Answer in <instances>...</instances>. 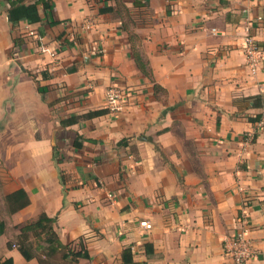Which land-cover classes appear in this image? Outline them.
<instances>
[{"label": "crops", "instance_id": "obj_1", "mask_svg": "<svg viewBox=\"0 0 264 264\" xmlns=\"http://www.w3.org/2000/svg\"><path fill=\"white\" fill-rule=\"evenodd\" d=\"M52 4L48 14L37 7L41 23L13 26L0 0V263L39 264L42 236L29 261L15 239L45 214L67 256L56 264H232L225 242L244 214L247 264H264V61L252 74L243 54L251 24L264 56V0ZM84 20L91 30H80ZM128 21L157 92L134 62ZM67 32L76 43L59 45ZM38 37L54 58L37 52ZM109 86L126 91L122 111L60 125L105 109ZM18 189L29 205L9 215L4 197ZM63 247L86 257L72 261Z\"/></svg>", "mask_w": 264, "mask_h": 264}, {"label": "trees", "instance_id": "obj_2", "mask_svg": "<svg viewBox=\"0 0 264 264\" xmlns=\"http://www.w3.org/2000/svg\"><path fill=\"white\" fill-rule=\"evenodd\" d=\"M110 1V0H108ZM116 3L119 0H115ZM9 4L8 9V21L11 23V25H16L20 21H25L29 24L33 23H41L42 19L38 12V6H41L44 13L48 14L51 12L53 8L52 0H34L30 4H26V0H7ZM118 5H121L123 9H125V6L121 4V1ZM111 10L110 8H105L100 10V12H107ZM58 22L51 21L49 25L57 24ZM128 38L129 41H131L132 47V53H133V59L134 62L138 68V70L141 72V74L148 78L153 83V90L154 92H157L159 87L153 82L152 78V72L151 68L149 66V62L139 53L138 48H136V42H138L137 36L134 34V32H128ZM60 45H69L67 42H61ZM258 104L256 102L253 103V106H257ZM108 111L106 109L91 111L85 114L81 115H71L70 117L60 120V125L62 127H68L74 124H77L81 121L92 119L95 117L102 116L106 114ZM258 119V117H257ZM82 138L80 136H76L73 140L72 146L73 148L80 149L82 147ZM126 140H122L116 144V147H121L126 145ZM57 154L56 151L53 155V159L56 163H58V159L56 158ZM60 175V181H62L61 173ZM4 202L6 206V211L9 215L14 214L18 212L19 210L25 208L29 205V198L25 191L23 189H18L14 191L13 193L7 195L4 197ZM55 220L53 218H48L45 214H40L35 221L27 222L19 227V235L16 237L15 241L17 243L18 251L20 254L24 257L25 260L29 261L31 258H33L34 251H33V244L31 241V238L42 236L43 243L47 244V247H43L41 245H38V250H40V254L38 256V262L39 264H56L60 259H64L67 256L64 252H61L58 250V243H57V236L53 229V223ZM3 233V224L0 222V236ZM10 246V242H9ZM62 251H65L68 255L72 257V261L74 259L85 256L81 255L79 252L74 253L71 251L70 247H63ZM127 250L123 252L122 258L125 262H130L129 259H127ZM42 257V258H41ZM86 257V256H85ZM0 264H12L11 259H6L2 261Z\"/></svg>", "mask_w": 264, "mask_h": 264}, {"label": "built area", "instance_id": "obj_3", "mask_svg": "<svg viewBox=\"0 0 264 264\" xmlns=\"http://www.w3.org/2000/svg\"><path fill=\"white\" fill-rule=\"evenodd\" d=\"M261 18H258L259 21ZM93 24L90 20H84L79 27L81 31L91 30ZM252 28L251 24H248L245 27V35L243 37V54L245 57V63L249 71L252 74H255L261 67L264 61L263 51L252 34H250V29ZM76 35L72 32H67L62 41L67 43H76ZM60 45V43H59ZM37 52L42 55H47L51 58H54L56 55L55 48H50L46 43L43 42L41 37L37 38ZM95 53L101 55L104 53L103 47H95ZM126 91L117 86H109L105 92V103L104 108L110 113H118L123 110L127 103ZM253 134H246L244 139L246 141L253 140ZM107 198L111 201L114 200V197L111 193H107ZM243 212V211H242ZM240 229L233 236L226 240L225 242V253L231 258L232 264H247V261L251 258L253 250L249 243V240L246 238V233L248 231L249 221L248 218L243 214L239 219ZM139 226L145 230H150L151 225L146 221L139 222Z\"/></svg>", "mask_w": 264, "mask_h": 264}, {"label": "rangeland", "instance_id": "obj_4", "mask_svg": "<svg viewBox=\"0 0 264 264\" xmlns=\"http://www.w3.org/2000/svg\"><path fill=\"white\" fill-rule=\"evenodd\" d=\"M119 15H120V17L122 16L123 19H125V17H127V18L131 21V19H130V15H128V13L125 12V9L121 8L120 11H119ZM132 15H133V17L136 18V19H138V17H139L137 12H136V14H132ZM132 23H133V21H132ZM133 24H134V23H133ZM130 25H131V24H130V22L128 21V22H127V25H126V28L129 29L130 32H133L132 29L130 28V27H132V26H130ZM137 45H138V44H137ZM57 159H58V158H57Z\"/></svg>", "mask_w": 264, "mask_h": 264}]
</instances>
